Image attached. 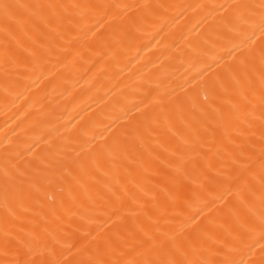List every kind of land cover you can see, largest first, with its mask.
Here are the masks:
<instances>
[{
    "label": "bare ground",
    "instance_id": "6f19581e",
    "mask_svg": "<svg viewBox=\"0 0 264 264\" xmlns=\"http://www.w3.org/2000/svg\"><path fill=\"white\" fill-rule=\"evenodd\" d=\"M0 264H264V0H0Z\"/></svg>",
    "mask_w": 264,
    "mask_h": 264
}]
</instances>
